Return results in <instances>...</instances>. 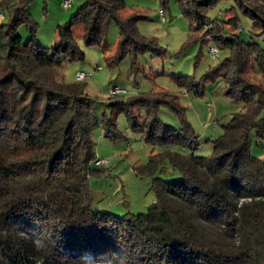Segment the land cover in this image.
Instances as JSON below:
<instances>
[{"label": "trees", "instance_id": "obj_1", "mask_svg": "<svg viewBox=\"0 0 264 264\" xmlns=\"http://www.w3.org/2000/svg\"><path fill=\"white\" fill-rule=\"evenodd\" d=\"M215 1L180 0V6L197 34L211 32L229 47L202 77L221 76L226 94L241 101L242 108L210 139L211 152L199 155L184 117L174 126L157 114L162 102L179 110L175 94L162 90L110 100L134 129L162 147L140 167L152 175L156 201L144 212L117 214L94 209L90 202L96 99L84 92L82 79L67 81L58 69L65 60L83 58L77 26L86 45H100L114 20L119 40L113 61L163 48L139 32L137 22L144 15L122 14L124 0H83L56 25L49 46L36 39L30 0H0V12L7 10V20L0 19V264H35L40 257L44 264H83L84 252L93 253L98 264L113 253L124 264H264V159L251 152L250 138L252 128L264 138V86L247 75L252 60L264 70V46L240 38L237 15L228 18L230 33L206 29L222 21L207 14ZM233 1L252 19L253 33L264 34V0ZM21 23L28 28L27 40L17 30ZM171 75L179 86L203 92L189 75ZM135 104L146 107L143 121L133 111ZM115 117L103 118L108 131L116 126ZM164 157L178 169V177L157 174ZM36 240L48 247L37 248Z\"/></svg>", "mask_w": 264, "mask_h": 264}, {"label": "rangeland", "instance_id": "obj_2", "mask_svg": "<svg viewBox=\"0 0 264 264\" xmlns=\"http://www.w3.org/2000/svg\"><path fill=\"white\" fill-rule=\"evenodd\" d=\"M82 1L71 0V4L65 6L64 0H30L29 11L37 23V41L44 46L51 45L56 25L64 23ZM124 1L126 7L122 14L133 11L144 15L137 22L139 32L154 39L164 51L156 53L153 49H146L135 57L126 54L113 61L119 30L115 21L110 20L100 45H86L80 35L81 26H77L75 37L84 52L83 58L65 60L58 69L59 77L63 76L67 81L78 80V71L90 73L80 81L84 83V92L96 99V121L92 131L94 152L96 157L108 159L106 164L96 165L88 176L90 202L94 209L117 214L144 212L156 201L152 175L142 173L140 167L148 161L151 152H159L162 147L147 140L142 130L134 129L125 111L113 109L110 100H127L162 90L175 94L179 110L162 102L157 107V114L165 123L174 126H179L184 117L194 131V151L199 155L211 152L210 139L218 136L232 113L242 108L241 101L226 94V84L221 76L203 79V73L223 59L229 53V47L212 38L211 32L205 33L202 29L197 34L182 13L180 0ZM207 14L222 21L216 25L209 23L206 29L218 28V32L228 30L227 33L233 30L228 18L237 15L240 28L236 32L240 38L244 41L255 39L264 46V34L257 30L258 34L253 33L252 19L241 12L233 0H216L209 6ZM2 15L1 20L6 21V9L2 10ZM17 30L22 39L27 40V26L21 23ZM201 33L204 34L201 36ZM211 47L217 48V54L211 53ZM171 73L189 75L193 81L202 84L203 92L196 93L192 87L179 86ZM247 75L264 86V70L258 69L253 60L248 64ZM114 85L125 91L110 94L108 90ZM133 111L143 121L146 107L135 104ZM111 114L116 116V126L108 131L103 118ZM250 138L251 152L264 159V138L257 136L255 128L250 130ZM173 148L184 153L191 151L188 146L173 145ZM156 172L164 178L180 175L167 157L162 159Z\"/></svg>", "mask_w": 264, "mask_h": 264}, {"label": "clouds", "instance_id": "obj_3", "mask_svg": "<svg viewBox=\"0 0 264 264\" xmlns=\"http://www.w3.org/2000/svg\"><path fill=\"white\" fill-rule=\"evenodd\" d=\"M33 243L39 249H46L48 247L47 244L42 240H36ZM82 260L83 264H98L95 255L91 252H84L82 254ZM35 264H44V257L37 259ZM102 264H124V262L122 258L116 257V254L113 253L112 256L106 258Z\"/></svg>", "mask_w": 264, "mask_h": 264}, {"label": "built area", "instance_id": "obj_4", "mask_svg": "<svg viewBox=\"0 0 264 264\" xmlns=\"http://www.w3.org/2000/svg\"><path fill=\"white\" fill-rule=\"evenodd\" d=\"M70 4V1L69 0H64V5L65 6H67V5H69ZM161 11H163L162 9H161ZM2 18V13L0 12V19ZM211 53L212 54H217V48L216 47H211ZM89 74L90 73H86V72H84V71H78L77 73H76V78L77 79H84V78H86L87 76H89ZM125 91V89L123 88V87H120V86H118V85H114V86H112V87H110L109 88V90H108V92L110 93V94H118V93H121V92H124ZM108 162V159H106V158H103V157H96L95 159H94V163L96 164V165H100V164H106Z\"/></svg>", "mask_w": 264, "mask_h": 264}, {"label": "water", "instance_id": "obj_5", "mask_svg": "<svg viewBox=\"0 0 264 264\" xmlns=\"http://www.w3.org/2000/svg\"><path fill=\"white\" fill-rule=\"evenodd\" d=\"M227 37H229V38H234V36H232V35H228Z\"/></svg>", "mask_w": 264, "mask_h": 264}, {"label": "crops", "instance_id": "obj_6", "mask_svg": "<svg viewBox=\"0 0 264 264\" xmlns=\"http://www.w3.org/2000/svg\"><path fill=\"white\" fill-rule=\"evenodd\" d=\"M70 1V4H71V0H69Z\"/></svg>", "mask_w": 264, "mask_h": 264}]
</instances>
